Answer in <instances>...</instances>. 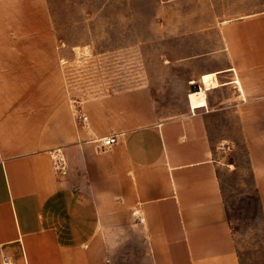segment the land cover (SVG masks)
Wrapping results in <instances>:
<instances>
[{"label": "crops", "instance_id": "0c3cea01", "mask_svg": "<svg viewBox=\"0 0 264 264\" xmlns=\"http://www.w3.org/2000/svg\"><path fill=\"white\" fill-rule=\"evenodd\" d=\"M238 72V98L262 99L255 71ZM5 85L0 264H114L116 249L138 264H241L195 93L181 117L158 118L145 92L85 109L82 126L67 103L19 102ZM110 134L117 142L98 148ZM58 150L64 171L51 163ZM253 176L264 211V166Z\"/></svg>", "mask_w": 264, "mask_h": 264}, {"label": "rangeland", "instance_id": "374dc122", "mask_svg": "<svg viewBox=\"0 0 264 264\" xmlns=\"http://www.w3.org/2000/svg\"><path fill=\"white\" fill-rule=\"evenodd\" d=\"M240 68L258 75L262 99L238 98ZM1 76L19 102L67 103L77 125L87 108L145 92L158 118L181 117L195 93L236 253L264 263L253 176L264 166V0H0ZM121 251L114 264H138Z\"/></svg>", "mask_w": 264, "mask_h": 264}, {"label": "built area", "instance_id": "2783aa9c", "mask_svg": "<svg viewBox=\"0 0 264 264\" xmlns=\"http://www.w3.org/2000/svg\"><path fill=\"white\" fill-rule=\"evenodd\" d=\"M85 120H86L85 116L81 117V122H85ZM117 137H118L117 134H110L107 136L97 138L95 141L99 144L98 148L106 149L117 142ZM54 153H52V156H51V163H52L53 168L56 171H61V170L64 171L65 165H64L63 155L59 153V150L55 151Z\"/></svg>", "mask_w": 264, "mask_h": 264}, {"label": "bare ground", "instance_id": "6f19581e", "mask_svg": "<svg viewBox=\"0 0 264 264\" xmlns=\"http://www.w3.org/2000/svg\"><path fill=\"white\" fill-rule=\"evenodd\" d=\"M55 154V153H54Z\"/></svg>", "mask_w": 264, "mask_h": 264}]
</instances>
